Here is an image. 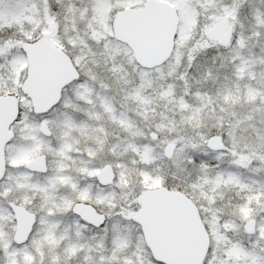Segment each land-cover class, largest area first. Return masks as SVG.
I'll return each mask as SVG.
<instances>
[{
	"label": "snow or ice",
	"instance_id": "snow-or-ice-1",
	"mask_svg": "<svg viewBox=\"0 0 264 264\" xmlns=\"http://www.w3.org/2000/svg\"><path fill=\"white\" fill-rule=\"evenodd\" d=\"M0 264H264V0H0Z\"/></svg>",
	"mask_w": 264,
	"mask_h": 264
}]
</instances>
